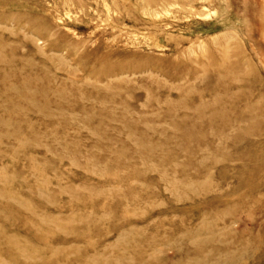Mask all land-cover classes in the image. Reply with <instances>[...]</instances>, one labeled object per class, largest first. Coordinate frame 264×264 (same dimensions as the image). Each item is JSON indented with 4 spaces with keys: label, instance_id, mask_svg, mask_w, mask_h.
I'll return each mask as SVG.
<instances>
[{
    "label": "rangeland",
    "instance_id": "obj_1",
    "mask_svg": "<svg viewBox=\"0 0 264 264\" xmlns=\"http://www.w3.org/2000/svg\"><path fill=\"white\" fill-rule=\"evenodd\" d=\"M0 264H264V0H0Z\"/></svg>",
    "mask_w": 264,
    "mask_h": 264
}]
</instances>
